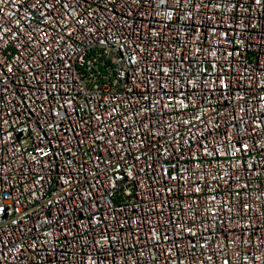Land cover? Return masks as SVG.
Masks as SVG:
<instances>
[{
    "label": "built area",
    "instance_id": "built-area-1",
    "mask_svg": "<svg viewBox=\"0 0 264 264\" xmlns=\"http://www.w3.org/2000/svg\"><path fill=\"white\" fill-rule=\"evenodd\" d=\"M0 209V264H264V0H0Z\"/></svg>",
    "mask_w": 264,
    "mask_h": 264
},
{
    "label": "snow or ice",
    "instance_id": "snow-or-ice-1",
    "mask_svg": "<svg viewBox=\"0 0 264 264\" xmlns=\"http://www.w3.org/2000/svg\"><path fill=\"white\" fill-rule=\"evenodd\" d=\"M257 2H259V0H257ZM244 147L246 148L247 146L245 145ZM0 211H3V209H0Z\"/></svg>",
    "mask_w": 264,
    "mask_h": 264
}]
</instances>
